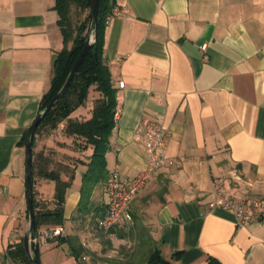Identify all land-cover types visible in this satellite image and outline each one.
<instances>
[{
  "label": "crops",
  "instance_id": "1",
  "mask_svg": "<svg viewBox=\"0 0 264 264\" xmlns=\"http://www.w3.org/2000/svg\"><path fill=\"white\" fill-rule=\"evenodd\" d=\"M53 5L54 0H0V250L23 240L28 227L26 152L19 141L39 113L62 47ZM113 5L120 13L106 22L103 45L117 90L107 173L117 170L129 178L144 168L135 128L158 114L169 131L163 150L171 163L155 170L131 200L132 236L104 231L91 222L92 212H76L91 150L76 149L60 131L63 122L38 135L35 152L51 148L57 160H79L59 226L69 255L55 241L41 240L38 250L43 243L49 247L39 250V261L51 264V253L55 260L74 257L73 248L79 264H143L156 247L177 264H209L210 258L264 264V227L256 220L239 226L232 209L209 206L215 178L234 197L264 196V0ZM81 107L70 117L89 118L91 106ZM105 183L93 189L96 206L106 204ZM33 187L36 199L52 200L53 181L36 177ZM141 243L145 248L138 251ZM30 245L31 240L32 254ZM7 259L19 264L10 255L4 264Z\"/></svg>",
  "mask_w": 264,
  "mask_h": 264
},
{
  "label": "trees",
  "instance_id": "2",
  "mask_svg": "<svg viewBox=\"0 0 264 264\" xmlns=\"http://www.w3.org/2000/svg\"><path fill=\"white\" fill-rule=\"evenodd\" d=\"M97 1L96 21L91 23V30L95 28V41L81 58L63 95L45 112L31 134L33 224L29 238L31 239L32 256L38 260L39 242L33 239L38 237L41 230H50L62 225L65 191L72 183L75 164L79 161L74 157H72L73 163L57 160L51 148H47L46 153L43 150L35 152L33 148L36 137L40 133H52L63 122L61 131L64 135L71 136L74 147L78 150L84 148L91 150L88 161L84 163L86 169L81 175L80 197L76 212H92L91 222L98 227V220L106 208V204L105 206L94 205L91 195L97 184L106 181L108 173L105 153L109 149V136L115 125L117 90L113 86L109 67L103 57L106 17L112 12L114 5L113 0ZM53 9L57 13L62 47L55 53L53 75L49 87L41 97L39 112L63 85L84 44L88 34L87 26L91 21V0H54ZM90 89L95 92L89 109L90 117L87 119L71 118L70 114L86 101ZM27 130L19 141L21 145H25ZM36 177L54 182V193L49 202L51 206L45 201L36 199L33 187ZM42 240H53L56 245L67 241L62 235L46 237ZM7 255L19 264H33L25 252L22 240L11 245L7 250ZM71 255L78 257L73 248H71ZM143 264L177 263L165 258L158 248L152 247ZM209 264L221 263L210 258Z\"/></svg>",
  "mask_w": 264,
  "mask_h": 264
},
{
  "label": "built area",
  "instance_id": "3",
  "mask_svg": "<svg viewBox=\"0 0 264 264\" xmlns=\"http://www.w3.org/2000/svg\"><path fill=\"white\" fill-rule=\"evenodd\" d=\"M119 13L120 11L113 9L106 17V22L111 16ZM204 47L202 46V49ZM117 85L122 86V83ZM134 136L144 145L145 166L140 172L129 178L121 177L117 170L108 172L105 183L106 208L98 220V227L104 231L116 229L126 232L131 229L133 224L130 212L131 200L145 187L155 170L171 163L163 150L169 137V131L163 127V114H158L152 119L142 120L136 126ZM209 206L232 209L239 226L256 220L264 227V196L254 199L234 197L225 191L222 178L213 180L212 201ZM62 234L61 227L41 230L33 241L40 242L43 238H52ZM6 256L7 250H0V264H4Z\"/></svg>",
  "mask_w": 264,
  "mask_h": 264
},
{
  "label": "water",
  "instance_id": "4",
  "mask_svg": "<svg viewBox=\"0 0 264 264\" xmlns=\"http://www.w3.org/2000/svg\"><path fill=\"white\" fill-rule=\"evenodd\" d=\"M97 0H91V21L89 22L87 26V37L84 41V44L77 55L76 59L74 60L69 73L61 86L60 90L48 101V103L45 105L44 109L41 110L31 125L28 127L27 133H26V140H25V152H26V158H25V166H26V175H25V192H26V203H27V211H28V227L27 230L23 236V246L25 249L26 254L29 256L33 264H41L40 261L32 256L30 249H29V241H30V232L33 224V208H32V146H31V134L33 129L37 126L45 112L53 106V104L63 95L65 90L67 89L70 81L72 80V77L76 71V68L81 60V58L84 56L87 49L90 47V45L95 41V28L92 30V38L90 36L91 31V23L96 21V15H97Z\"/></svg>",
  "mask_w": 264,
  "mask_h": 264
},
{
  "label": "rangeland",
  "instance_id": "5",
  "mask_svg": "<svg viewBox=\"0 0 264 264\" xmlns=\"http://www.w3.org/2000/svg\"><path fill=\"white\" fill-rule=\"evenodd\" d=\"M92 30L90 31V36H91V38H92ZM95 96V92H93L92 91V89H90L89 90V93H88V96H87V99H86V101L84 102V104L82 105V107L81 108H84V107H89V106H91L92 105V99H93V97ZM61 131V130H60ZM45 133H40V135H44ZM124 234H126V235H131L132 236V234H131V231H126ZM49 247V245H44V243L43 244H41L40 245V248H39V250L40 251H42V250H45V248H48ZM144 248H145V244H143V243H141L140 245H139V250L138 251H142V250H144ZM59 250L61 251V252H63V250L65 251V253L66 254H68L69 255V253H68V244L67 243H61L60 244V247H59ZM54 255H52V253L50 254V259H51V261L52 262H50L51 264H79L76 260H75V258L74 257H65L64 255H60V256H58V258H57V260H55L54 259ZM67 258V259H66ZM69 258H71V259H69ZM67 260H72V261H67ZM40 263L41 264H43L41 261H40ZM5 264H12V261L11 260H9V259H7L6 261H5Z\"/></svg>",
  "mask_w": 264,
  "mask_h": 264
}]
</instances>
